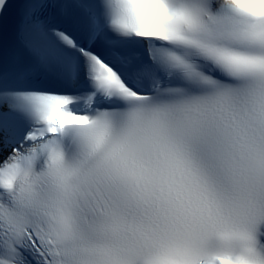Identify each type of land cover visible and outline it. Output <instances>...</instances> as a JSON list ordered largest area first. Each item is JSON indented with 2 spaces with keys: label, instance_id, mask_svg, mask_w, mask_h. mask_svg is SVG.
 I'll return each mask as SVG.
<instances>
[{
  "label": "snow or ice",
  "instance_id": "snow-or-ice-1",
  "mask_svg": "<svg viewBox=\"0 0 264 264\" xmlns=\"http://www.w3.org/2000/svg\"><path fill=\"white\" fill-rule=\"evenodd\" d=\"M0 264H264V0H0Z\"/></svg>",
  "mask_w": 264,
  "mask_h": 264
}]
</instances>
